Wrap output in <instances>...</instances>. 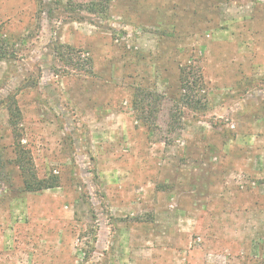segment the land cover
<instances>
[{"label":"rangeland","instance_id":"obj_1","mask_svg":"<svg viewBox=\"0 0 264 264\" xmlns=\"http://www.w3.org/2000/svg\"><path fill=\"white\" fill-rule=\"evenodd\" d=\"M0 264H264V0H0Z\"/></svg>","mask_w":264,"mask_h":264},{"label":"trees","instance_id":"obj_2","mask_svg":"<svg viewBox=\"0 0 264 264\" xmlns=\"http://www.w3.org/2000/svg\"><path fill=\"white\" fill-rule=\"evenodd\" d=\"M60 48H63L61 46ZM67 49H71L70 47H67ZM180 89L182 91H185L186 94L181 97V101L187 105L188 107L194 108V109H200L203 108L205 105L203 104L204 100V94L202 92L204 91V85H203V77L202 75L196 74L194 78H191L190 72L188 73L186 69H182L180 73ZM140 94H142V100L140 104L137 102L134 103V109L137 110L139 108V105H141L140 110H144L147 108L146 101L149 100V95L151 93H147L144 90H138ZM18 111V108H16ZM11 112V120L13 121L15 117V109L10 110ZM17 115V113H16ZM13 125V124H12ZM14 137H17V134L14 133ZM15 154H16V166L19 169V175L22 179V188L23 192L26 193H36V192H42L49 189H54L57 187V181L55 179L53 180H46V179H39L33 162L31 158L28 156L27 152L21 147L16 146L15 148Z\"/></svg>","mask_w":264,"mask_h":264}]
</instances>
